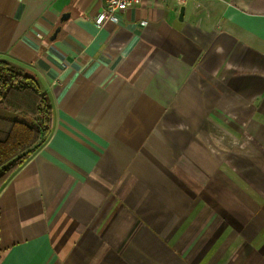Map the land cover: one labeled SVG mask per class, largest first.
<instances>
[{
    "label": "crops",
    "instance_id": "obj_1",
    "mask_svg": "<svg viewBox=\"0 0 264 264\" xmlns=\"http://www.w3.org/2000/svg\"><path fill=\"white\" fill-rule=\"evenodd\" d=\"M102 7L0 0V59L54 106L0 264H264V0Z\"/></svg>",
    "mask_w": 264,
    "mask_h": 264
},
{
    "label": "trees",
    "instance_id": "obj_2",
    "mask_svg": "<svg viewBox=\"0 0 264 264\" xmlns=\"http://www.w3.org/2000/svg\"><path fill=\"white\" fill-rule=\"evenodd\" d=\"M0 190L46 143L54 128V106L34 73L0 59Z\"/></svg>",
    "mask_w": 264,
    "mask_h": 264
},
{
    "label": "built area",
    "instance_id": "obj_3",
    "mask_svg": "<svg viewBox=\"0 0 264 264\" xmlns=\"http://www.w3.org/2000/svg\"><path fill=\"white\" fill-rule=\"evenodd\" d=\"M144 0H102L103 7L95 21L99 25H103L106 21L118 23L120 15L130 6L141 5ZM154 4L158 2H166L167 0H152ZM190 0H178L180 4H186Z\"/></svg>",
    "mask_w": 264,
    "mask_h": 264
},
{
    "label": "water",
    "instance_id": "obj_4",
    "mask_svg": "<svg viewBox=\"0 0 264 264\" xmlns=\"http://www.w3.org/2000/svg\"><path fill=\"white\" fill-rule=\"evenodd\" d=\"M184 12H185V7H182L181 8V13H180V19H183Z\"/></svg>",
    "mask_w": 264,
    "mask_h": 264
},
{
    "label": "rangeland",
    "instance_id": "obj_5",
    "mask_svg": "<svg viewBox=\"0 0 264 264\" xmlns=\"http://www.w3.org/2000/svg\"><path fill=\"white\" fill-rule=\"evenodd\" d=\"M5 110H2L1 108H0V112H4Z\"/></svg>",
    "mask_w": 264,
    "mask_h": 264
}]
</instances>
